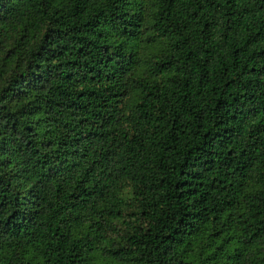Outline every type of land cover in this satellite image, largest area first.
Segmentation results:
<instances>
[{
  "label": "trees",
  "instance_id": "obj_1",
  "mask_svg": "<svg viewBox=\"0 0 264 264\" xmlns=\"http://www.w3.org/2000/svg\"><path fill=\"white\" fill-rule=\"evenodd\" d=\"M0 264H264V0H0Z\"/></svg>",
  "mask_w": 264,
  "mask_h": 264
}]
</instances>
